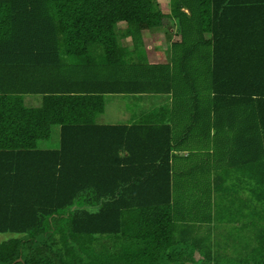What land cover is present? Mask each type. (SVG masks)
Wrapping results in <instances>:
<instances>
[{
  "label": "trees",
  "instance_id": "obj_1",
  "mask_svg": "<svg viewBox=\"0 0 264 264\" xmlns=\"http://www.w3.org/2000/svg\"><path fill=\"white\" fill-rule=\"evenodd\" d=\"M166 18L180 39L149 63L143 30ZM110 93L170 101L159 120L101 125ZM56 126L59 146L41 147ZM202 148L258 209L264 0H170L169 13L157 0H0V264H213L176 237L172 204L171 157ZM222 187L219 201L238 190Z\"/></svg>",
  "mask_w": 264,
  "mask_h": 264
},
{
  "label": "crops",
  "instance_id": "obj_2",
  "mask_svg": "<svg viewBox=\"0 0 264 264\" xmlns=\"http://www.w3.org/2000/svg\"><path fill=\"white\" fill-rule=\"evenodd\" d=\"M170 19L172 23H176L174 18ZM126 24L125 21H121L119 27L123 25L126 27ZM127 46L130 49L134 47ZM145 49L149 63L167 62L151 61L146 46ZM168 56L169 53L167 59ZM105 97L104 110L99 115L102 117L109 113L108 104H112L118 111L111 118L99 120L96 118L97 123L101 125L131 126L133 123L159 120L163 118V108L170 101L167 96L151 93H110ZM26 100V103L32 106L40 104V97L37 96H28ZM31 101L35 103L32 104ZM54 130L57 131L54 146L45 148L59 146L61 129L56 126ZM218 154L219 152L213 148H202L190 155L187 150L176 151L171 157L175 171L172 179L174 192L172 204L183 218L179 222L176 237L192 239L194 236L193 239L198 240L203 244V248L209 251L206 254L211 257L213 264H264V196L260 203H256L258 209L253 210L250 185L248 188L246 185L238 188L240 183L245 182L239 180L236 174L227 179L225 176L222 177ZM222 184L228 189L232 186L238 190L232 192L233 197L219 201L217 189L223 190ZM190 227L193 234L187 232ZM202 257L198 251L195 252L196 259L201 260Z\"/></svg>",
  "mask_w": 264,
  "mask_h": 264
},
{
  "label": "rangeland",
  "instance_id": "obj_3",
  "mask_svg": "<svg viewBox=\"0 0 264 264\" xmlns=\"http://www.w3.org/2000/svg\"><path fill=\"white\" fill-rule=\"evenodd\" d=\"M157 1L160 3V6L165 13L170 12V0H157ZM164 23L165 25L161 30H159V32H152V31L150 32L149 30L143 31L145 46L149 51L150 60L153 62L166 61L172 43L180 39L177 24L172 23L170 18L165 19ZM121 27H124V25ZM122 42L125 45H129L131 47L133 46L131 39H125ZM107 101H109V97H107ZM30 103L33 104L35 102L31 101ZM33 106H36V104ZM108 107H109V113L104 114L102 117L98 115L97 116L98 120L111 118L113 117V115L117 113L118 110L113 108L112 104H108ZM55 133H57L56 130H54L53 132L52 135L53 138L51 137L50 139L39 141V145L41 147L54 146L53 141H55ZM4 238H6V235H0V240H3Z\"/></svg>",
  "mask_w": 264,
  "mask_h": 264
},
{
  "label": "water",
  "instance_id": "obj_4",
  "mask_svg": "<svg viewBox=\"0 0 264 264\" xmlns=\"http://www.w3.org/2000/svg\"><path fill=\"white\" fill-rule=\"evenodd\" d=\"M20 260V259H19Z\"/></svg>",
  "mask_w": 264,
  "mask_h": 264
}]
</instances>
